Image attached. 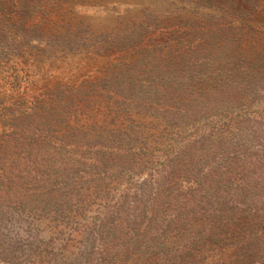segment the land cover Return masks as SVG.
<instances>
[{
  "label": "rangeland",
  "instance_id": "rangeland-1",
  "mask_svg": "<svg viewBox=\"0 0 264 264\" xmlns=\"http://www.w3.org/2000/svg\"><path fill=\"white\" fill-rule=\"evenodd\" d=\"M21 1L0 264H264V0Z\"/></svg>",
  "mask_w": 264,
  "mask_h": 264
},
{
  "label": "trees",
  "instance_id": "trees-1",
  "mask_svg": "<svg viewBox=\"0 0 264 264\" xmlns=\"http://www.w3.org/2000/svg\"><path fill=\"white\" fill-rule=\"evenodd\" d=\"M19 2L20 3H23V2L26 3V1H21V0H0V10H1L0 17H1V15H4L5 12H7V13L11 12V13H13V10L11 11L10 10V7H13V8L16 7L17 8V12H19L20 15L23 16V12L25 10L23 9L22 6H19V8L17 7V4H19ZM4 20L7 21L8 20L7 17L4 18ZM18 140H19V138L16 140V143H15L16 145H14V146L19 145V146L26 147L28 145L41 142V143H44L46 145L51 146L53 149L55 148L54 146H56L55 143L58 142L57 139H55V138L53 139V138H50V137H46V138L43 137L39 141L37 139L31 138V139H29L26 142L23 137L20 138V141L19 142H18Z\"/></svg>",
  "mask_w": 264,
  "mask_h": 264
}]
</instances>
